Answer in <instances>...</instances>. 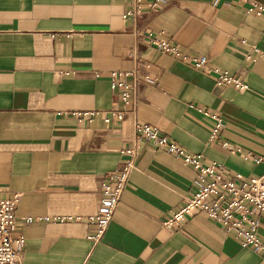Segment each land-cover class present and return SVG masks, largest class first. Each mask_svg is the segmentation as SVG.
I'll use <instances>...</instances> for the list:
<instances>
[{
	"label": "crops",
	"instance_id": "0c3cea01",
	"mask_svg": "<svg viewBox=\"0 0 264 264\" xmlns=\"http://www.w3.org/2000/svg\"><path fill=\"white\" fill-rule=\"evenodd\" d=\"M132 1L0 0V198L18 197L16 264H264L202 213L162 226L201 177L135 131L156 127L226 176L264 180V0H173L125 19ZM150 36L183 59L155 50ZM200 60L206 68L194 66ZM215 71L248 90L216 86ZM121 73L138 79L136 99L107 122L106 112L123 108L111 89ZM128 164L118 207L93 244L88 217L101 186Z\"/></svg>",
	"mask_w": 264,
	"mask_h": 264
},
{
	"label": "built area",
	"instance_id": "2783aa9c",
	"mask_svg": "<svg viewBox=\"0 0 264 264\" xmlns=\"http://www.w3.org/2000/svg\"><path fill=\"white\" fill-rule=\"evenodd\" d=\"M173 0H133L124 14L125 19L133 18L145 9H157ZM209 1H238L244 0H209ZM258 14L263 13L264 7H258ZM149 44L158 52L181 60L183 55L177 46L164 38L150 36ZM194 66L198 69L206 68L203 60L196 61ZM210 71V70H209ZM216 86H232L235 90L243 92L248 85L235 77L215 71ZM131 78L130 82L119 80L117 77ZM138 79L132 73L112 75L111 89L120 97L123 108L121 111L110 110L106 112V121L114 119L120 121L128 107L136 99ZM144 81L152 83L150 76ZM78 115L92 116V112H83ZM215 130L210 140L220 127L216 119ZM135 131L140 138L153 142L159 148L177 156L185 166L191 167L201 177L194 191L184 198L178 210L170 214L162 222L167 229H175L185 219L195 213L204 214L211 222L220 226L226 233L233 234L240 242L241 247L250 248L264 254V240L258 236V222L264 217V180L262 177H243L240 175L226 176L215 163L205 164L199 156L188 154L171 141L168 137L153 126L136 124ZM132 165L128 164L121 171L107 176L101 186V202L98 211L88 217L92 227L89 239L93 244L103 237L121 196L127 184ZM18 197L0 198V264H16L24 246V238L16 235L15 209Z\"/></svg>",
	"mask_w": 264,
	"mask_h": 264
}]
</instances>
